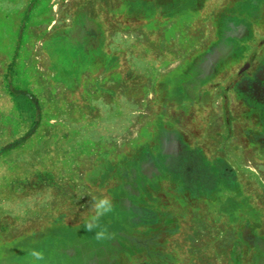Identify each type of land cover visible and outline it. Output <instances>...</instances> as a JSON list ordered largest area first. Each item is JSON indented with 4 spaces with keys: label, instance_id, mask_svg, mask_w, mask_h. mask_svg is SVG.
<instances>
[{
    "label": "rangeland",
    "instance_id": "1",
    "mask_svg": "<svg viewBox=\"0 0 264 264\" xmlns=\"http://www.w3.org/2000/svg\"><path fill=\"white\" fill-rule=\"evenodd\" d=\"M99 97L121 134L97 136ZM192 146L215 187H188ZM28 196L0 210V264H264V0H0V199Z\"/></svg>",
    "mask_w": 264,
    "mask_h": 264
},
{
    "label": "clouds",
    "instance_id": "2",
    "mask_svg": "<svg viewBox=\"0 0 264 264\" xmlns=\"http://www.w3.org/2000/svg\"><path fill=\"white\" fill-rule=\"evenodd\" d=\"M121 101L126 102V98H120L116 102L121 108ZM91 105L97 109L100 119L96 125L95 132L100 138H108L112 135L121 134L123 128L121 121L122 113H115L112 104L105 102L103 97L92 99ZM54 196L52 190L45 192L40 203H50ZM37 203V197L28 196L19 200L0 199V210L9 212L13 215L23 216L28 211L34 210ZM115 211V205L112 198L108 195L100 194L93 196L89 209L83 217V228L87 233L92 234V239L98 244H105L116 239V233L111 231L109 226L104 223V219ZM25 264H47L46 254L43 250L32 248L26 251Z\"/></svg>",
    "mask_w": 264,
    "mask_h": 264
},
{
    "label": "crops",
    "instance_id": "3",
    "mask_svg": "<svg viewBox=\"0 0 264 264\" xmlns=\"http://www.w3.org/2000/svg\"><path fill=\"white\" fill-rule=\"evenodd\" d=\"M193 152L197 155V157H196L197 159H195L194 163L195 164L200 163L201 167L203 169H205L206 172L203 173V175L199 176L196 179V181H194L192 183H188V187L191 189V191H192V188H195V189L197 188L196 191H198V190L203 191L205 189H209V188H207L208 186L215 187L222 178L220 176H217L214 174H213V177H211V175H210L211 169L208 166L209 161L204 157L201 146H192V147H189L187 150H184L183 151V154H184L183 158L185 159L184 161L186 162V160H189L188 164H190L192 156H193V155L192 156H190V155L193 154ZM186 158H188V159H186ZM206 174H208V178L206 181H203V176L205 177ZM193 175H195V174H193ZM213 264H219V261L217 258L214 260Z\"/></svg>",
    "mask_w": 264,
    "mask_h": 264
}]
</instances>
